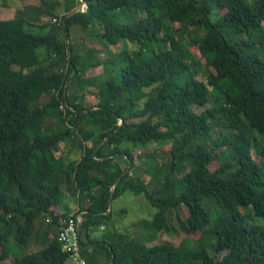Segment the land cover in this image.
<instances>
[{"label":"trees","instance_id":"1","mask_svg":"<svg viewBox=\"0 0 264 264\" xmlns=\"http://www.w3.org/2000/svg\"><path fill=\"white\" fill-rule=\"evenodd\" d=\"M82 1L84 10L69 14L73 4L55 21L0 19V262L14 231L11 264H73L58 238L68 190L83 218L85 264H264V0ZM73 26L121 48L105 59L90 48L81 55ZM72 137L75 158L60 151ZM111 191V201L131 192L149 202L140 236L117 229ZM169 209L184 239L148 245L176 227ZM196 230L225 253L189 249ZM30 239L41 247L26 251Z\"/></svg>","mask_w":264,"mask_h":264},{"label":"rangeland","instance_id":"2","mask_svg":"<svg viewBox=\"0 0 264 264\" xmlns=\"http://www.w3.org/2000/svg\"><path fill=\"white\" fill-rule=\"evenodd\" d=\"M6 4L2 5V1L0 0V19H7V18H13L18 15H22L26 19H29L32 23H43V22H50L53 21L54 18L58 19L59 16H61L64 12L66 7H72L73 4H76L74 8L81 9L83 5L82 0H45L44 2L42 0H5ZM80 2V3H79ZM82 3V4H81ZM81 7V8H80ZM94 32H98L100 30V26L94 22L93 25ZM91 30H83L78 26H73L71 28V42L75 45V48L78 52H80L81 55L85 54L86 48H90L93 50L95 56H99L101 59L109 58L111 57V52H115L116 50H119L121 45L117 46H110L106 47L104 45V42L100 39H98L96 36H92ZM132 44L130 42H126V47L128 50L132 48ZM191 50L195 56H198V51L196 46H192ZM111 51V52H110ZM60 68H64V64L59 65ZM102 71L101 66L97 67H90L85 72V76H92L99 74ZM198 77H201L203 79V76L201 74H198ZM93 90V88H90ZM79 92V88L75 85L74 82L70 85V88L68 90L69 95H73L75 93ZM95 101L94 97L91 96L88 98V103H91ZM63 104V103H60ZM210 104V103H209ZM199 111V109H197ZM214 137H216L215 134H213ZM259 137V136H258ZM76 139L74 137L60 143V151H66L68 150V153L71 158H75L79 155V150L77 148ZM161 145L157 143H152L151 146L148 148L149 150L159 152V159L160 160H166L167 159V152L164 151L165 147L161 149ZM144 149H141L143 151ZM145 151V150H144ZM264 161V159H263ZM219 164L218 160L215 159L211 162L210 167L215 168ZM146 179H148V175H144ZM264 177V176H263ZM65 197L67 201L69 202L68 205L74 206L76 205L73 201L72 194L70 191L65 190ZM212 200L206 198L204 200V204L206 205L208 211L214 215L215 213V204L211 202ZM114 214L113 219L115 220V225L118 230L124 231L126 228L130 227V225H133L134 222L138 220H144L151 218L152 214L154 213L152 207L150 208L149 202L146 200V198L142 194H133L131 192H125L122 197L118 198L117 200H114ZM119 207L126 208L127 212L124 214L119 213ZM73 207H71L72 210ZM75 208V207H74ZM243 209V208H242ZM244 211V209H243ZM166 215L170 216L171 218V224L175 225L173 232H165L161 230L157 233L155 237H153L152 242H146L148 245L151 244H159L164 241H168L170 243H173L175 245L179 244L185 237L186 233H184L176 224L175 214L173 210H165ZM187 215V210L185 206L182 207L181 211L178 214V217H180L182 220ZM264 218H260L259 221L262 222ZM97 232H100V230H96ZM130 234H133L132 236H139L138 233L144 232L143 228L141 227H135L132 231L129 229ZM14 233V231H13ZM12 233V237L10 238V244L13 245V251L12 254H9L7 258L0 262V264H11L14 253L19 254V249L15 248V242H14V236ZM146 233V232H145ZM187 239L190 240L188 246L189 249L196 248L197 245L203 243L207 252L212 257H221L225 251H222L218 254L215 253L212 244L215 242V238L213 235L208 234V232H203L202 230H196L190 233L187 237ZM27 247H29L26 251H31V249H38L41 247L40 245H36L33 239L27 240ZM21 251V250H20ZM122 264H131L129 260H125ZM184 264H199V261H187Z\"/></svg>","mask_w":264,"mask_h":264},{"label":"built area","instance_id":"3","mask_svg":"<svg viewBox=\"0 0 264 264\" xmlns=\"http://www.w3.org/2000/svg\"><path fill=\"white\" fill-rule=\"evenodd\" d=\"M82 3V8H80L84 10L86 4L85 2ZM59 108L65 111L64 104H60ZM81 218V212L78 208H72L66 219L62 220L59 226L58 238L61 242V249L69 254L73 264H85V259L80 251V234L77 231V224Z\"/></svg>","mask_w":264,"mask_h":264},{"label":"crops","instance_id":"4","mask_svg":"<svg viewBox=\"0 0 264 264\" xmlns=\"http://www.w3.org/2000/svg\"><path fill=\"white\" fill-rule=\"evenodd\" d=\"M68 152V150H66V151H63V153H67ZM79 156V155H78ZM77 156V157H78ZM120 197H122V196H120ZM120 197H118V198H120ZM118 198H116V199H114V200H117ZM114 200L113 201H111V209H113V210H115V206H114ZM74 201V200H73ZM76 204V203H75ZM150 206V205H149ZM68 207H69V209H70V211H71V207H76V208H78V205H74V206H70V204L68 205ZM122 208V207H121ZM121 208L119 207V213H121V214H124L125 212L124 211H121ZM124 208V207H123ZM150 208H151V206H150ZM126 209V208H125ZM126 212H127V210H126ZM138 221H136V222H134L133 223V225H130L131 226V231L135 228V227H138V226H136V223H137ZM98 230V229H97ZM99 230H100V232H97L96 230L92 233V237L93 238H98V237H100L101 235H102V233L104 232V230H105V227H103V226H100L99 227ZM142 234V232L141 233H138V235L140 236ZM133 235V234H132ZM152 241H150V243H151Z\"/></svg>","mask_w":264,"mask_h":264},{"label":"water","instance_id":"5","mask_svg":"<svg viewBox=\"0 0 264 264\" xmlns=\"http://www.w3.org/2000/svg\"><path fill=\"white\" fill-rule=\"evenodd\" d=\"M79 10H81V9L74 8L73 10H71V11L69 12V14H73V13L79 11ZM67 52H68V60H69V62H71V59H70V52H71V49H70L69 46H68V50H67ZM120 123H121V122H120ZM103 141H104V140H102L101 142L98 143V145H97V146L95 147V149H94L93 154H95L96 150L99 148V146L102 144ZM129 164H130V163H129ZM111 197H112V191H111L110 196H109V199H108V209H107V212L110 211V210H111V207H112V206H111ZM82 223H83V218H81V219L79 220L78 224H77V231H78L79 234H80V231H81Z\"/></svg>","mask_w":264,"mask_h":264}]
</instances>
